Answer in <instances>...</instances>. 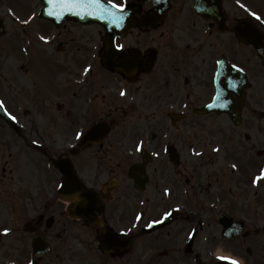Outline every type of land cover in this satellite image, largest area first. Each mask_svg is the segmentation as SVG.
Segmentation results:
<instances>
[{
    "label": "flooded vegetation",
    "instance_id": "flooded-vegetation-1",
    "mask_svg": "<svg viewBox=\"0 0 264 264\" xmlns=\"http://www.w3.org/2000/svg\"><path fill=\"white\" fill-rule=\"evenodd\" d=\"M115 1L120 3L124 0ZM160 1L166 0H156V2ZM222 1L223 10L227 17L226 25L229 32L233 33L235 25L241 21V15L235 4L232 2L227 4L225 0ZM168 2V7L164 13V6H158V4L156 6L155 1L128 0L129 6L138 10L134 15V27L129 30L128 35L119 40V43L126 45L128 51V56L125 58L127 66L122 65L126 71H122V78L118 75L119 73L112 70L107 73L116 75L127 85L132 84L133 81L146 82V78L155 77L164 85L170 86L172 95H175L176 101L174 103L179 108H182L184 104H188L189 108L195 102H201L205 99V18L195 12L192 13L191 9L192 6L194 9L193 2L195 3V0H180V2L179 0H168ZM27 13V10L24 11V14ZM34 21L36 22L28 30L33 27H36V32L40 33L47 30L43 24L45 20L36 18ZM66 24L67 22L58 27L56 42L53 44L52 40L51 49L48 48V53L51 54L56 51L61 56L58 62L63 64L60 72L62 82L56 81V76L53 73L56 59L47 54L44 55L42 51V64L45 70L43 76L37 74L39 80L37 86L49 88L52 96L60 100L71 99L73 94L81 92L92 94L97 90V74L92 73L90 79L83 84L70 85L69 81L64 79L67 77L66 75L79 77V70L74 66L67 65L66 61H70L71 58L76 65L74 58L81 50L80 45L69 48V41L74 40L75 37L64 38V35L72 30ZM22 26L24 27L23 24ZM148 26L151 27L148 28ZM207 28L210 34L215 30L218 31L216 23L212 20L207 21ZM73 31H75L74 35L79 36L76 30L73 29ZM26 32V29L22 28L17 33L20 36L19 49L22 58L26 60L23 61V64L29 63L30 60L33 62L34 47L35 45L38 46L33 33L27 34ZM132 33L134 41L130 39ZM88 37L90 38L89 42L92 43L93 52L97 56V51L102 49V29L97 28L95 31H89ZM177 38H181L183 41L179 42ZM23 46L30 50L28 52L22 51ZM92 48L90 47L89 54L92 52ZM247 51L251 52L252 49H247ZM187 55H189L188 58ZM165 61L170 64H164ZM95 63L97 65V60ZM8 71H10L9 74L12 78H16L12 68ZM94 71H97V68ZM200 75L202 77L201 83L198 82ZM251 86V82L250 85L246 84L244 88L239 85L237 90V94L239 93V96L243 97V100H240L236 96L241 105L240 120L237 121L230 117L231 115L226 114L205 115V127L209 132H214L215 127L224 130L218 139L220 147H223L224 152L228 155L234 153L236 156L240 155L239 158L244 157L246 167L258 162L259 151L264 152V97L261 100V105L255 103L251 97ZM178 96H182V98ZM10 111L17 118L20 117L14 101H11ZM224 116L227 119H224ZM112 122L115 123L114 120ZM15 131L21 132L20 126ZM205 145L210 146L208 139L205 141ZM94 148L96 151L93 153L101 154L100 156L84 157L81 151L73 158L76 165L81 162L82 157H84L85 162H95L110 154V150L103 144ZM114 153H116V163L113 166L117 168L116 175H120V170H124L122 169L124 156H120L117 151ZM218 160L219 157L212 152L205 155V165L207 166L216 164ZM106 169L108 168L104 167L103 171L105 172ZM12 171L14 169L9 172ZM3 173L8 175L6 167L3 168ZM26 174H30L31 178L24 177L22 179L26 183L28 182L31 187L36 185L37 195L33 199V194H28L26 185H23V190L19 196L17 193L14 196L6 194L3 196L5 201H10L13 196L10 228L14 231L11 239L4 241L6 237L1 233L4 226L0 227V264H29V261H36L37 264H140L143 257H138L137 254L141 251L145 254L147 249L150 250V253L144 257L148 258V261H143L145 264H185L184 262H187L186 264H205L203 258H195L196 263H194L192 257H186L183 249L176 245L174 238L167 234L170 231L165 234L160 229L147 230L145 226L149 221L162 216L163 209L172 208L173 205L176 206L184 201L187 195L193 197L192 207H195V211L194 209L191 211L187 207L188 202L184 201L183 209L177 217L185 218L189 212H191V216L188 219H191L194 212L197 213V217L205 216V195L201 197L199 194H194L193 186H183L178 171H176L175 183L172 186L177 192L175 199L162 198L161 193L162 199H159L157 204L143 209L144 218L139 227H134V212H124L125 207L128 206L125 203L122 204L124 202L123 197L130 196L129 192L128 195H122L123 197L113 195L112 199L113 201L116 199V205L119 207L118 215L115 216L109 213L110 202L104 200L103 203L106 205L105 216L103 222L98 223L94 220L92 212L91 215L85 216L81 214V210H78L80 216L71 217L69 215V210L75 207V202L65 204L59 197L57 185L61 180L56 172L50 174L48 168L43 166L42 175L34 176L32 170H27ZM100 174H83V177H80L83 190L87 192L94 190L95 185L101 181ZM150 181L151 179H148L147 188L158 193L163 185L160 186L157 182L151 184ZM128 182L131 186V181L128 180ZM261 186H264V181ZM232 197L234 198V196ZM27 200H30L28 208L26 207ZM239 201V205L243 204L248 211L245 214L246 217L249 218L252 214L255 217L254 225L264 222V216H258L259 205L264 206V190H251L250 194H244V197H240ZM262 210L264 211V208ZM209 225L210 223H208ZM124 228L131 229V231L125 237L118 236L119 243L107 241L110 233L114 234V231L120 233ZM255 229L257 228L246 229L244 235L246 236ZM196 232V237L191 240L192 251L194 252L193 245L196 244V238L199 236L198 229ZM102 234H104V241H101ZM36 238H42L48 242L47 252L35 255L34 241ZM101 245H108L111 249L110 253H105ZM196 252L201 253L200 251Z\"/></svg>",
    "mask_w": 264,
    "mask_h": 264
},
{
    "label": "rangeland",
    "instance_id": "rangeland-1",
    "mask_svg": "<svg viewBox=\"0 0 264 264\" xmlns=\"http://www.w3.org/2000/svg\"><path fill=\"white\" fill-rule=\"evenodd\" d=\"M20 1L23 2V4L28 3V7L33 5L32 0H8V3L12 6H20ZM26 1V2H25ZM35 1V0H34ZM254 5L259 7L264 11V0H252ZM242 9V7H241ZM264 16V15H263ZM47 30L45 32H48L52 30L53 28L50 26V24H45L43 23ZM68 27L71 28V32L67 33L64 35V38L69 39L70 37H75L74 40L69 41V48L71 47H78L79 45L81 46V50L78 51V54L76 56L75 61L77 64L81 62L82 59H85L86 56L89 55L90 52V47H91V42L89 36V32L86 29H81L77 28L80 27L79 24H76L74 22H67ZM66 24V25H67ZM264 25V23H262ZM65 25V26H66ZM76 27V29H75ZM52 28V29H51ZM205 28H206V22H205ZM11 29H12V35H10L8 38H4V40L0 39V82H1V89L6 92V97H12L13 92L11 89L10 91L12 94L9 92V81L3 80L5 77L3 74L4 72H10L8 71L9 69H13L15 71L14 75H16L17 83L24 86V85H29L31 81L34 80L35 76L37 74L39 75V71L42 69V54H41V48L36 46L34 47L35 53L32 56L33 62L31 60L29 63L23 64V61L25 60L22 58V53L20 52L19 49V44H20V36L17 35L19 32V29L14 26L13 23H11ZM76 30L79 36L74 35L73 31ZM34 30H32L33 32ZM17 35V36H16ZM86 40V41H85ZM177 41L182 42L183 39L177 38ZM205 50H204V55H205V91L208 87V81L211 79L212 76V71H213V58L215 57L214 55L211 56V53L213 52V49L217 47L218 42L222 41V38L219 36L218 32L215 30L212 33V37L210 40L206 39L205 40ZM228 44V42H227ZM230 48V47H229ZM47 53H44L46 55ZM85 54V56H83ZM68 55V54H66ZM249 57H248V56ZM252 53L247 51L245 49H241L236 53L235 56H232L234 60H237L241 63H244L248 68L249 71L251 72L252 79L255 80V86L252 87V99L255 103L258 105H261V100L264 97V71L260 68L259 63H257L253 58H251ZM189 55H187V58ZM186 58V60H187ZM165 59V58H164ZM26 61V60H25ZM70 61L72 62L71 58ZM84 62H81V65ZM164 64H170L168 61L164 62ZM100 67V63L97 65V68ZM62 67H58L56 65L55 71L53 73L59 74L61 71ZM45 70V69H44ZM146 77V76H144ZM101 77L98 76V81L100 80ZM147 82L143 84V87L145 88L144 93L142 95H146V98L152 96V95H157L161 94V97L164 98L165 100L170 99V93L171 90L164 88L161 83H155L156 81L158 82V79L155 77L152 78H146ZM198 82H202V77L201 75L198 76ZM10 94V96H9ZM28 97L31 96L30 93L27 94ZM19 97V95H13V97ZM179 98H182V96H178ZM118 101L115 97L112 98L111 100L108 99H103L101 102V106H106L101 115H106L105 117H113V118H118L119 120L117 121V126L119 127V133H123L124 131L128 132V125L129 121L135 120L137 117V112L134 109H128L126 114L122 113V110L124 107L119 106V108L114 109V107L117 104H112L114 101ZM172 100V99H170ZM109 102V103H108ZM73 103L74 100L72 99L71 102L69 103V106L65 108L63 112H55V109H53V114L56 117L55 120L57 122V126L53 128L50 132H58L62 134V136L68 135L72 130H73V122H75V119L77 117L76 112L74 113L73 117ZM122 105V104H119ZM125 106V105H124ZM26 106H23L22 108L25 109ZM112 107V109H109ZM121 107V109H120ZM119 109V110H117ZM40 114H41V107L38 106V109H36ZM47 114L51 115L49 113V110H45ZM31 122L30 127H28L30 130H37L40 136H42V130H43V122L46 123L47 121H41V117L39 114L35 112H28ZM72 118V119H71ZM198 128L202 131L199 132V138L201 139V143L204 142L206 135L209 134V131L206 129H203L205 120L199 119L196 121ZM0 129L1 124H0ZM130 130V129H129ZM215 133H224V130L220 128H215L214 129ZM3 133L2 131H0ZM45 132V130H44ZM205 133V134H204ZM5 134V133H4ZM46 134V133H44ZM53 134V133H51ZM58 137H61L60 135H57ZM13 138V139H12ZM30 138V137H28ZM31 138L37 139V141H41V138H37V136H32ZM13 141V142H12ZM22 142L24 143L23 139ZM14 143H16L15 138L11 135V140L9 139H4L3 137L0 138V152L5 154V159L8 161V168L13 170L12 172H9L10 170L7 171L8 176L5 177L3 172L2 167H0V180L3 176L4 183H8L10 186H12L13 190L18 189V191L22 192L21 188L19 187V180L24 181L22 178L24 177H29L31 178L30 174H26L24 171L28 170L31 171L29 166H38V167H43L44 166V161L42 158V153L39 149L36 147L34 148L32 145L26 144L25 146L22 147V145L19 146H14ZM108 146L111 148L112 151H116L114 146L111 144V142L108 143ZM197 149H200L199 146L196 147ZM96 148H93L92 150L89 149L88 153L90 152H95ZM98 154H95L94 156H97ZM199 166L198 170H195L193 172V176H195V182L197 183H202V177L209 175L210 177V182L209 180L207 181V184L210 183L212 186L219 188V185L221 184H229L231 180L237 179L235 175H233L229 170H223L221 169L219 164H213V165H205V157L201 160H199ZM16 169V170H15ZM165 172V171H164ZM204 172V173H203ZM166 173H162L161 177H164ZM205 178V177H204ZM203 178V179H204ZM19 187V188H18ZM224 190V189H222ZM30 193V192H29ZM226 196L227 192H225ZM29 202V201H27ZM26 202V203H27ZM233 204H236L233 202ZM13 206V202H11V206L7 204H2L0 207V227H5V226H10L9 224V211L10 208ZM243 210H247L246 208H242ZM31 210V209H29ZM52 211V210H51ZM264 236V235H262ZM55 240L56 237L53 236ZM247 241H244L242 239H237L232 241L234 244H229V245H235L234 246V251L240 254L243 257L247 256V253L245 252V247ZM229 242H224L222 246L224 245L226 248H231L229 245H226ZM252 255L256 258L255 262L256 264H264V251L257 250L255 251V247L253 249Z\"/></svg>",
    "mask_w": 264,
    "mask_h": 264
},
{
    "label": "snow or ice",
    "instance_id": "snow-or-ice-1",
    "mask_svg": "<svg viewBox=\"0 0 264 264\" xmlns=\"http://www.w3.org/2000/svg\"><path fill=\"white\" fill-rule=\"evenodd\" d=\"M237 4H240L242 8H245L250 16L254 18L256 21L264 23V16L260 15L256 11H252L248 9L246 5L241 4V0H236ZM46 5V14L49 17H53L56 19H61L66 15H76V16H95L100 20H104L107 25L116 27V28H123L125 21L127 20L128 16L126 14V10L129 7L128 0H124L123 3H117L115 0H107V7L105 6V0H45ZM205 12H211L212 9L210 7H204L203 9ZM14 19L17 21L20 20V17L17 16L15 13H12ZM36 19L35 13H31L30 17L24 19L22 21L23 25L27 26L32 21ZM242 35L247 36L249 39L254 38V33L250 29H246ZM39 41H42L44 44H48L52 37L47 35H39ZM29 48H24L22 51L28 52ZM106 62L109 66H117V65H124L127 66L126 57L128 56V51L126 45L114 42L110 43L109 46L104 49L102 52ZM216 65L221 66L224 64L223 59L216 60ZM231 69H235L237 72H245L243 67H240L238 64H233L230 66ZM94 68L92 64H88L87 67L84 68V75L87 76L90 72H93ZM214 84H215V96L213 97L214 103L208 105V107H219L222 109H228L232 105V92L235 91L239 85L237 82L231 77L229 71H217L214 76ZM119 96L123 98H128L129 90L127 88H122L119 91ZM135 98H133L134 100ZM188 104H184L183 107L185 109L188 108ZM0 108H3L6 115L13 121L18 122L17 116L13 115L11 112L7 110L5 107V102L0 100ZM94 133L99 134L100 130H94ZM92 135V133H86L84 130L77 131L75 133V139L78 141L87 140ZM33 143H38V141H33ZM71 148H75L76 145H69ZM220 147L217 146L213 149L214 152L219 153ZM169 151L168 146L162 145L161 151H154L151 153V156L154 157H161V152L167 153ZM135 153H141L145 156L148 155V149L146 148V140L144 138H140L134 145L133 156ZM192 155L194 156H202L203 153L197 151L196 148H192L191 150ZM231 168L234 170H239V165L233 163ZM135 175L138 182H142L143 177V169L137 168L135 169ZM261 181H264V169L259 170V174L254 177L252 183L257 187L260 186ZM59 189L62 191L59 193L61 197H63L65 203H72L74 201L79 202L81 205L84 206V211H92L95 208V200L93 199V193H87L83 191L79 181H77L71 174L68 173L66 180L57 185ZM164 193L167 196H171L172 190L170 188H165ZM216 206L213 205V208ZM181 208L180 205L177 204L175 208L171 210H166L162 213L161 218L154 219L149 221L145 226L148 228H152L154 225L162 224L164 221L168 220L170 217L173 216L174 212H180ZM144 214L138 213L135 216V223L134 227H139L140 222L143 220ZM13 229L10 227H6L2 231L3 236H9L13 233ZM131 229L124 228L121 230V235L126 236ZM197 235L195 229L190 230L188 233L187 239L193 240ZM108 242H116L119 243V238L115 236L109 235L107 237ZM218 259L228 261L229 264H243L241 259H238L235 256H219ZM29 264H37L35 261H29Z\"/></svg>",
    "mask_w": 264,
    "mask_h": 264
},
{
    "label": "water",
    "instance_id": "water-1",
    "mask_svg": "<svg viewBox=\"0 0 264 264\" xmlns=\"http://www.w3.org/2000/svg\"><path fill=\"white\" fill-rule=\"evenodd\" d=\"M106 6V5H105ZM107 7V6H106ZM43 11H44V13L46 14V7L43 9ZM47 15V14H46ZM68 16H70V15H68ZM88 18H90L91 20H100V19H98L97 17H85L83 20H89ZM104 23L106 24V22L104 21ZM107 25V24H106ZM108 26V25H107ZM112 27V29H113V32H114V30H115V28L116 27H113V26H111ZM117 29L118 28H116V30H115V32L117 31ZM112 37V36H111Z\"/></svg>",
    "mask_w": 264,
    "mask_h": 264
}]
</instances>
